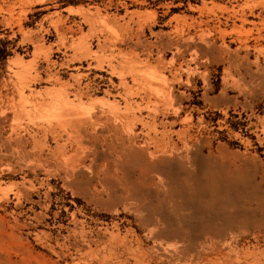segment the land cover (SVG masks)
I'll return each mask as SVG.
<instances>
[{
	"label": "rangeland",
	"instance_id": "rangeland-1",
	"mask_svg": "<svg viewBox=\"0 0 264 264\" xmlns=\"http://www.w3.org/2000/svg\"><path fill=\"white\" fill-rule=\"evenodd\" d=\"M0 264H264V0H0Z\"/></svg>",
	"mask_w": 264,
	"mask_h": 264
}]
</instances>
